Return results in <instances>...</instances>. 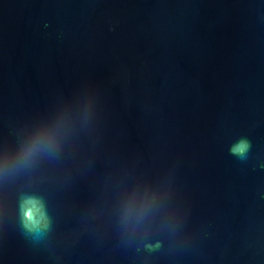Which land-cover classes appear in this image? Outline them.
I'll return each instance as SVG.
<instances>
[{
    "label": "water",
    "instance_id": "obj_1",
    "mask_svg": "<svg viewBox=\"0 0 264 264\" xmlns=\"http://www.w3.org/2000/svg\"><path fill=\"white\" fill-rule=\"evenodd\" d=\"M0 264H264V0H0Z\"/></svg>",
    "mask_w": 264,
    "mask_h": 264
},
{
    "label": "clouds",
    "instance_id": "obj_2",
    "mask_svg": "<svg viewBox=\"0 0 264 264\" xmlns=\"http://www.w3.org/2000/svg\"><path fill=\"white\" fill-rule=\"evenodd\" d=\"M39 136L40 134L38 133L36 137H34L32 140L22 145L21 152L26 155H31L34 152L36 146L40 143ZM238 143L240 147L239 148L233 147L232 150L234 153L243 156L247 152V150L251 147V144L247 140H240Z\"/></svg>",
    "mask_w": 264,
    "mask_h": 264
}]
</instances>
